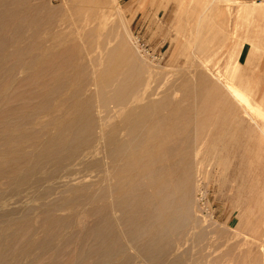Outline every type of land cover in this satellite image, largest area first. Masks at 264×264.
<instances>
[{
	"label": "bare ground",
	"instance_id": "1",
	"mask_svg": "<svg viewBox=\"0 0 264 264\" xmlns=\"http://www.w3.org/2000/svg\"><path fill=\"white\" fill-rule=\"evenodd\" d=\"M62 1L80 41L45 0H0V200L40 199L30 208L37 218L29 210L0 215V264H130L124 237L151 264H187L174 241L191 219L194 159L231 133L234 103L217 86H203V98L191 94L190 111L184 98L158 103L148 77L127 61L117 23L100 32L90 0ZM243 122L232 137V174L250 184L249 195L234 201L224 249L197 254V264H264V141ZM95 148L106 164L73 182L69 167ZM78 212L92 224L66 235Z\"/></svg>",
	"mask_w": 264,
	"mask_h": 264
},
{
	"label": "rangeland",
	"instance_id": "2",
	"mask_svg": "<svg viewBox=\"0 0 264 264\" xmlns=\"http://www.w3.org/2000/svg\"><path fill=\"white\" fill-rule=\"evenodd\" d=\"M45 1L50 8L63 12L59 18L63 32L80 41L81 36L73 29L72 12L66 3L62 0ZM98 1L90 0L86 6L90 13L101 15L102 24L98 31L103 32L112 23H117L119 34L126 43L127 61L148 77L145 87L158 103H166L169 98L173 101L184 98L186 101L182 103V108L190 111L192 107L188 102L191 94L203 98V86H217V91L222 90L221 93L228 95L234 103L231 109L232 112L235 110L234 115L231 111L228 112L230 115L227 114L231 119L228 129L231 133L223 136L224 141L217 140L210 146L204 144L194 159V191L189 209L191 219L186 225L185 234L174 241L175 252H185L183 256H187L188 263L204 251L217 254V251L219 253L224 249L222 247L227 243L224 241L233 232L238 210L234 207V201H242L249 195L250 184L246 182L242 185L232 174L236 163L232 154L233 139L235 134L240 133L235 128L239 119L244 120L243 130L248 125L252 126V131L264 141V0ZM208 102L211 104L215 101L209 99ZM221 111L222 117L225 108H221ZM228 148L231 155L225 153ZM97 150L93 149L87 157L71 164L69 170L73 182L89 180L98 168L106 164V156L103 157ZM63 176L65 174L56 183L64 180ZM38 200L24 193L7 194L0 200V215L11 212L16 217L14 212L29 210L34 212L32 217L36 214L34 217L37 218L36 211L30 208L37 206ZM115 212L114 217H119L120 213ZM75 218L71 222L73 226L70 224V228L67 227L66 235H77L82 227L90 226L93 222L82 212H78ZM124 243L130 256H135L130 264H151L125 237ZM69 244L67 242L64 246L65 251L73 248L72 243ZM175 252H172V256ZM51 253L52 250L46 252L42 261H46ZM61 255L63 257V251L60 259ZM35 262L33 260L30 264Z\"/></svg>",
	"mask_w": 264,
	"mask_h": 264
}]
</instances>
